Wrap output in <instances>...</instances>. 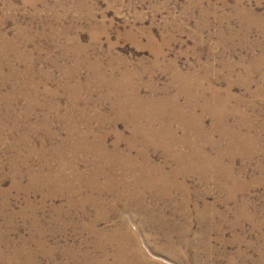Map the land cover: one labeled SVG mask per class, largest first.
Masks as SVG:
<instances>
[{
    "label": "rangeland",
    "instance_id": "374dc122",
    "mask_svg": "<svg viewBox=\"0 0 264 264\" xmlns=\"http://www.w3.org/2000/svg\"><path fill=\"white\" fill-rule=\"evenodd\" d=\"M0 264H264V0H0Z\"/></svg>",
    "mask_w": 264,
    "mask_h": 264
},
{
    "label": "bare ground",
    "instance_id": "6f19581e",
    "mask_svg": "<svg viewBox=\"0 0 264 264\" xmlns=\"http://www.w3.org/2000/svg\"><path fill=\"white\" fill-rule=\"evenodd\" d=\"M151 97V96H150ZM196 102V101H195ZM160 109V108H159ZM127 168V167H126ZM142 168V167H141ZM149 198V197H148ZM92 232V231H91Z\"/></svg>",
    "mask_w": 264,
    "mask_h": 264
}]
</instances>
